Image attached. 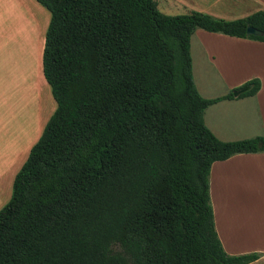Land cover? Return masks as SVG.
I'll return each mask as SVG.
<instances>
[{"label": "trees", "instance_id": "obj_1", "mask_svg": "<svg viewBox=\"0 0 264 264\" xmlns=\"http://www.w3.org/2000/svg\"><path fill=\"white\" fill-rule=\"evenodd\" d=\"M50 13L42 72L56 109L0 209V264H250L215 230L212 163L264 152L219 140L193 81L196 30L264 43V11L237 20L155 0H36ZM261 31L247 35V27Z\"/></svg>", "mask_w": 264, "mask_h": 264}, {"label": "crops", "instance_id": "obj_2", "mask_svg": "<svg viewBox=\"0 0 264 264\" xmlns=\"http://www.w3.org/2000/svg\"><path fill=\"white\" fill-rule=\"evenodd\" d=\"M24 1L33 6L31 1ZM155 1L158 10L166 15L196 11L228 21L264 11V0ZM37 4L39 5L38 2ZM12 5L11 0H0L2 11L9 10ZM161 9H167L168 12ZM169 10L176 12L174 14ZM49 20L50 17L42 28L38 54L39 103L32 108L29 119L22 118L21 112H16V115H19V127L16 129L11 128L10 96L12 77L18 75L20 78L22 69L20 64H12L10 43H5L4 38L0 37V139L14 138L13 148L17 154L24 147L20 143L22 137L27 138L28 126L33 127V132L28 137L36 136L29 146L23 148L22 152L26 154L43 131V124L39 128V120L41 123L45 120L39 119L41 108L39 105L44 104L42 113L45 105L49 107V113L53 114L56 109L51 88L42 72L44 35ZM6 49L9 51V59H6ZM190 54L194 84L200 96L205 99L226 96L254 78L260 81V88L254 96L244 98L234 96V99L222 100L209 106L204 113V122L210 131L224 142L264 137V43L196 30L190 41ZM196 60L203 64L204 72L208 74V78H204L202 83L197 79ZM211 80H215L217 90L214 89ZM19 89L18 84V92ZM52 102L55 105H52ZM12 161V157H9L0 166V180L5 176V171ZM210 198L215 230L223 250L228 255L257 254L258 259L250 264H264V152L237 154L212 163Z\"/></svg>", "mask_w": 264, "mask_h": 264}, {"label": "rangeland", "instance_id": "obj_3", "mask_svg": "<svg viewBox=\"0 0 264 264\" xmlns=\"http://www.w3.org/2000/svg\"><path fill=\"white\" fill-rule=\"evenodd\" d=\"M29 1L32 2L33 6L29 3L27 4L24 0H11L13 5L10 6L11 8L9 10H0V37L4 38L3 41H5V43H10L9 47L11 48L12 64H20V69H22L20 78L18 75H13L12 77V93L10 96L12 111V120L10 122H12V129L19 127V115H16L17 111L21 112L22 118L28 117L29 119L32 108L37 106V102L39 103L38 54L43 30L42 28L50 16L40 4L38 5L34 0ZM161 10L168 12L167 9ZM169 11L172 13L176 12L174 10ZM8 52V49H6V59H9ZM196 67L198 71V82L202 83L204 78H208V74L204 72L203 64L198 60H196ZM211 82L214 84V89L217 90L215 80H211ZM18 84L20 85V92H18ZM43 105L44 104L42 103L39 105L41 106L40 110L37 108V110H39V119L42 118L45 120L44 122L42 121V123L39 120V128L42 124V128H44L45 123H47V120L52 114L49 113V107L47 105L44 106L42 113L41 109ZM52 105H55V103L53 104L52 102ZM8 122L9 121L6 120L7 124H9ZM13 132H15V130ZM32 132L33 127L30 125L28 126V132L26 131L27 138H29L28 135ZM35 136L36 135H33L29 138L27 143V138L22 137L20 145H23L24 147L29 146V144L34 141ZM6 138L7 139L3 140L0 139V166L9 157H12L13 161L9 167H7V163H5V167H7L5 176L0 180V209L10 199L14 177L25 162L30 150L29 147L26 154V152H22L23 147L19 154H17L15 148H13L14 138L12 140H10V137ZM10 146L11 148H9Z\"/></svg>", "mask_w": 264, "mask_h": 264}, {"label": "water", "instance_id": "obj_4", "mask_svg": "<svg viewBox=\"0 0 264 264\" xmlns=\"http://www.w3.org/2000/svg\"><path fill=\"white\" fill-rule=\"evenodd\" d=\"M246 33H247V35H253V36H260L261 35V31L260 30H258L256 28H253V27H250V26L247 27ZM247 90H248V87L242 88V89H240L238 91H234L233 95L234 96H238L239 94L244 93Z\"/></svg>", "mask_w": 264, "mask_h": 264}]
</instances>
